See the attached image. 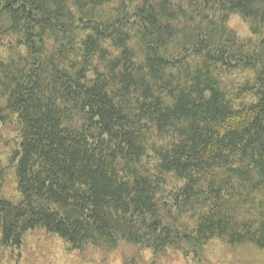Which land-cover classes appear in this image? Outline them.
Listing matches in <instances>:
<instances>
[{
  "label": "trees",
  "instance_id": "trees-1",
  "mask_svg": "<svg viewBox=\"0 0 264 264\" xmlns=\"http://www.w3.org/2000/svg\"><path fill=\"white\" fill-rule=\"evenodd\" d=\"M0 153L4 250L264 264V0H0Z\"/></svg>",
  "mask_w": 264,
  "mask_h": 264
},
{
  "label": "rangeland",
  "instance_id": "rangeland-1",
  "mask_svg": "<svg viewBox=\"0 0 264 264\" xmlns=\"http://www.w3.org/2000/svg\"><path fill=\"white\" fill-rule=\"evenodd\" d=\"M229 23L243 39L252 37L248 25L238 15L232 16ZM250 77L249 73H236L232 76L233 79L239 81H245L246 78ZM0 163L7 165L4 155L1 153ZM171 189L172 186L168 191ZM131 255V249L127 246L121 247L117 252L110 253L97 252L93 249H87L82 254L72 252L64 242L45 236L43 233H34L29 236L28 243L21 250H4L0 248V264H125ZM220 255V247L216 245L214 249H209L207 257L211 264H219ZM176 261L177 259H174L169 264H179L175 263ZM181 263L183 262L181 261ZM183 264L194 263L186 260Z\"/></svg>",
  "mask_w": 264,
  "mask_h": 264
}]
</instances>
